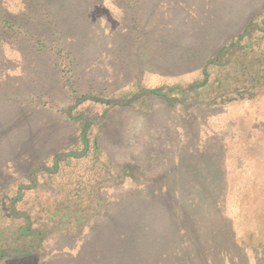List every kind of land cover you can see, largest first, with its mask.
<instances>
[{
    "label": "rangeland",
    "instance_id": "obj_1",
    "mask_svg": "<svg viewBox=\"0 0 264 264\" xmlns=\"http://www.w3.org/2000/svg\"><path fill=\"white\" fill-rule=\"evenodd\" d=\"M140 2L0 0V264H34L35 255L58 246L68 230L79 235L74 227L95 212L108 213L106 223L121 212L135 219L144 172L159 171L169 140L187 142L179 131L193 113L201 125L192 145L220 151L226 186L232 182L235 197L225 193L223 200L236 210L237 247H225L226 232L214 228L210 249L225 247L226 254L181 260L264 264V87L248 88L254 83L248 77L262 76L263 28L229 36L221 55L208 62L209 85L191 89L199 76L170 78L143 68L157 56L141 44L147 37L156 49L167 21L177 36L175 26L197 19L193 6L175 16L172 0H152L146 26L143 8L135 5ZM134 17L137 29L121 39L118 33ZM215 104L214 113L206 107ZM172 126L176 133H167ZM167 232L157 230L159 236ZM207 232L192 234L207 240Z\"/></svg>",
    "mask_w": 264,
    "mask_h": 264
},
{
    "label": "trees",
    "instance_id": "obj_2",
    "mask_svg": "<svg viewBox=\"0 0 264 264\" xmlns=\"http://www.w3.org/2000/svg\"><path fill=\"white\" fill-rule=\"evenodd\" d=\"M151 1L141 0L139 5L135 4L143 8L141 23L146 26L151 25L153 18ZM172 1L176 9L175 16L184 6L191 5L197 19L192 24L182 23L181 28L175 26L174 32L176 30L177 36L172 33L171 22L167 21L165 24L170 25V30L168 27L161 38L156 39V49L155 45L150 47L154 40L151 44L146 37V42L141 45L146 46L149 55L157 57L152 58L151 64L146 62L142 66L147 71L170 78L188 79L199 76L188 84L191 89L209 85L207 65L214 57L221 55L229 36L239 31L246 35L250 26L263 28L261 32L264 31V0ZM132 9L133 6H130L128 12ZM133 21L130 30L127 28L118 33L121 39H127L137 29L134 26L139 19L134 17ZM261 65V70L257 72L262 76L248 77L254 82L251 84L248 81V88L255 84L264 87V63ZM249 93L250 98L257 95L255 91L250 90ZM153 94L160 93L153 91ZM199 107L196 106L195 109ZM206 107L212 108L209 110L213 113L218 110L217 104ZM194 115L196 113L183 121L189 126H184L179 131L184 132L187 142H179L181 137L175 138L176 142L169 140L166 144L169 149L163 154L159 171L153 175L148 170L144 172V183H140V190L144 194L140 196V207L133 211L135 219L127 218L121 212L109 216L106 223L108 213L95 212L93 218H89L91 222L79 223L74 227V230L80 229L79 235L68 230V235L58 246L36 254L34 264H156L159 259L165 264H186L181 260L182 257H206L212 260L221 253L226 254L225 247L234 251L237 247V214L234 207L227 208L223 200L225 193L227 199H234L232 182L229 180L226 186L228 178L222 167L223 155L220 151L192 145L201 125L199 117L196 120ZM173 129V126L167 128L166 132L176 133ZM191 129L193 133L188 132ZM83 135L84 132L81 135L84 153L87 144L85 145ZM170 145L175 146L174 151L170 150ZM149 157L151 156L147 154L144 156L145 159ZM140 165L145 167L148 163ZM200 213H205L207 218L200 217ZM197 215L199 219L194 220ZM159 226L168 231L165 236L157 234ZM219 227L226 232L225 238H228V242L225 247L215 244L218 250L213 247L210 249L215 243L214 228ZM206 228L209 233L207 240L199 233L192 234L194 229ZM161 247L166 250L160 256ZM176 251L182 254L180 258L176 256L170 259L168 256ZM28 254L29 252L18 254L15 258Z\"/></svg>",
    "mask_w": 264,
    "mask_h": 264
}]
</instances>
